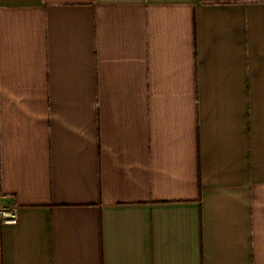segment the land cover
<instances>
[{
	"label": "crops",
	"instance_id": "crops-1",
	"mask_svg": "<svg viewBox=\"0 0 264 264\" xmlns=\"http://www.w3.org/2000/svg\"><path fill=\"white\" fill-rule=\"evenodd\" d=\"M0 264H264V0H0Z\"/></svg>",
	"mask_w": 264,
	"mask_h": 264
},
{
	"label": "built area",
	"instance_id": "built-area-1",
	"mask_svg": "<svg viewBox=\"0 0 264 264\" xmlns=\"http://www.w3.org/2000/svg\"><path fill=\"white\" fill-rule=\"evenodd\" d=\"M1 217L6 222H16L18 220L17 210L13 207H8L0 211Z\"/></svg>",
	"mask_w": 264,
	"mask_h": 264
}]
</instances>
